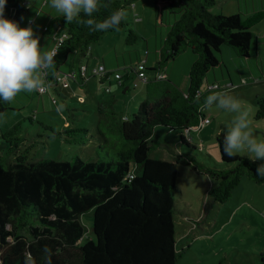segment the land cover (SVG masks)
Listing matches in <instances>:
<instances>
[{"label": "trees", "instance_id": "obj_1", "mask_svg": "<svg viewBox=\"0 0 264 264\" xmlns=\"http://www.w3.org/2000/svg\"><path fill=\"white\" fill-rule=\"evenodd\" d=\"M140 1L152 5L156 22L169 31L159 60L151 69L145 65L146 76L148 72L153 76H147L145 99L137 115L120 117L114 111L115 98L98 104L97 161L31 162L23 149L21 123L0 133L8 145L7 152L0 153V264H26L29 255L33 264H45V247L51 249V264H176L173 197L177 164L204 173L216 183L208 195L218 204L230 199L243 178L264 184L257 174L259 164L246 157L226 156L219 138L220 159L227 166L222 170L203 169L184 155L174 161L150 158L159 146L151 140L157 127L178 132L180 141L190 145L186 132L197 131L206 120L204 98L228 88L213 85L201 92L207 75L221 64L219 55L225 47L240 58H249L254 37L241 13L212 15L216 0H110L109 9L100 7L96 19L106 17L109 10H132ZM167 15L172 19L168 26ZM5 16L20 26L29 25L26 0H8ZM126 26L124 19L116 30L91 32L76 20L67 23L63 16L53 18L42 29L43 35L54 39L65 35V39L57 48L55 69L44 71V84L57 88L62 65L72 56L73 79L85 86L79 67L90 47ZM127 33V45L135 44L137 36L130 30ZM185 51L196 60L183 91L165 73L166 65ZM128 81L126 77L121 85ZM104 83L105 78L100 79V84ZM9 110L10 103L0 104V115ZM255 120H264V98L256 100ZM72 133L88 136L85 129H71L64 133L67 140ZM101 151L107 160L100 157ZM91 211L95 238L83 244L86 230L81 217ZM22 233L29 235L32 243L25 242Z\"/></svg>", "mask_w": 264, "mask_h": 264}, {"label": "rangeland", "instance_id": "obj_2", "mask_svg": "<svg viewBox=\"0 0 264 264\" xmlns=\"http://www.w3.org/2000/svg\"><path fill=\"white\" fill-rule=\"evenodd\" d=\"M216 1L217 5L210 11L212 15L231 17L241 13V19L249 24L254 38L249 58H240L232 49L223 48L219 55L221 64L207 75L201 92H206L213 85L228 86L227 90L238 97L243 102L244 110L248 111L251 131L258 139H264V120H255L256 100L264 98V0ZM26 3L31 8L32 19L35 16L44 19L50 16L51 21L62 17L50 7L49 0H26ZM123 11L126 14V28L104 35L99 43L90 47L91 56L83 59L82 64L94 68L105 58L117 61V73L123 81L126 77L129 80L125 84L129 90L126 95L120 98L116 95L118 86L114 76L109 80L111 94L105 93L106 85L100 84L99 76L87 74L83 77L86 86L78 85L74 79L66 78L71 69V61H67L62 65L63 73L59 74L57 88L47 86L46 94H39L38 89L22 91L10 102L13 111L0 115V133H6L21 123L23 149H27L29 161L72 162L76 158L83 162L97 161L98 104L115 98L114 111L120 117L125 119L137 115L138 102L143 97L145 99L144 86L135 75L129 76V70L123 68V61L126 65L135 64L137 60L144 62L147 51V68H153L160 58L169 28L156 22L152 5L146 1L138 2L132 10ZM171 20V16L167 15V26ZM129 30L137 36L133 45L126 43ZM37 36L40 37L42 51H47L52 40L56 44L54 38L43 36L40 32ZM189 57L193 60L189 61ZM195 60L190 51H185L166 65L167 75H171L183 91L188 88V73ZM147 76L152 78V72H148ZM138 82L135 89L133 86ZM230 83L232 87H229ZM63 84L69 87L64 89ZM204 114L208 123L200 130L186 134L191 139L189 146L180 141L178 132L155 128L151 140L159 146L150 154V158L174 161L176 156L184 155L203 169H225L227 166L221 162L216 139L223 140V132L236 114L216 106L205 108ZM71 129H85L88 136L72 133L68 135L70 140H67L64 133ZM7 150L8 145L0 138V153L4 154ZM99 154L107 160L105 152ZM235 156L248 158L244 151ZM255 162L264 164V160ZM177 170L173 197L176 264H264V184L256 185L243 178L230 199L218 204L208 195L216 183L206 174L197 173L183 164H177ZM81 223L86 230L83 244L89 239L94 240L93 212L83 215ZM21 236L25 242L32 243L29 235L22 233Z\"/></svg>", "mask_w": 264, "mask_h": 264}, {"label": "clouds", "instance_id": "obj_3", "mask_svg": "<svg viewBox=\"0 0 264 264\" xmlns=\"http://www.w3.org/2000/svg\"><path fill=\"white\" fill-rule=\"evenodd\" d=\"M8 0H0V104L10 103L22 91H34L42 86L40 73L53 70L56 66L57 50L42 51L40 37L29 26L21 27L16 21L5 16ZM49 5L63 16L67 23L74 20L83 24L91 32L116 30L125 18L120 9L109 10L103 19H96L100 7L109 9L110 0H49ZM216 106L229 113H235L231 124L223 132V153L232 157L244 151L255 162L264 160V139H258L250 129L249 113L243 102L230 91L208 94L203 108ZM257 174L264 179V164L257 167ZM45 264H51V249L45 247ZM26 264H33L29 255Z\"/></svg>", "mask_w": 264, "mask_h": 264}, {"label": "built area", "instance_id": "obj_4", "mask_svg": "<svg viewBox=\"0 0 264 264\" xmlns=\"http://www.w3.org/2000/svg\"><path fill=\"white\" fill-rule=\"evenodd\" d=\"M65 39V35H62L59 39H55L56 40V45L54 47L55 50H57V48L59 47V45L62 43V41ZM145 63L144 62H140L138 63L136 66H133L131 67L129 70L130 74H133L137 77L138 81L144 86L145 83L147 82V76L145 74ZM127 70V71H128ZM87 74H90L92 77L94 76H99L100 79H104L105 78V85H106V88H105V93L109 94L111 92L110 90V83H109V80H110V77L111 76H114L115 80L118 82V83H123V78L122 76H120L119 73L117 72H111L110 70H108L104 65H98L94 68H91L90 66L88 67L85 66V65H81L79 67V75L82 77H84L85 75ZM159 78H161L162 76H158ZM40 78L42 79V86L38 89V93L39 94H46L47 93V86L44 84V78H45V72L42 71L41 74H40ZM66 78H71L73 79L74 78V74H69L68 76H66ZM59 75L57 76V82L59 84L60 80H59ZM139 82L138 83H135L134 84V88H138V85H139ZM69 86L67 84H63V88L66 89L68 88ZM208 123V120H204L203 123L200 125L199 129L203 126V125H206ZM190 132H186L187 135H189ZM187 140L190 142L191 139L189 137H187ZM132 178V176L130 177Z\"/></svg>", "mask_w": 264, "mask_h": 264}, {"label": "crops", "instance_id": "obj_5", "mask_svg": "<svg viewBox=\"0 0 264 264\" xmlns=\"http://www.w3.org/2000/svg\"><path fill=\"white\" fill-rule=\"evenodd\" d=\"M263 1V0H262ZM135 7V6H134ZM29 9H31V8H29ZM40 15H42V14H40ZM29 20H32L33 21V24L31 25L33 28H34V31H35V35H37V33H42V29L43 28H45V27H47V26H49V24H50V16H49V18H42V16H39L38 18H37V16H35L33 19L29 16ZM26 26H29V25H27V24H23L21 27H26ZM42 35H43V33H42ZM44 36V35H43ZM50 38H52V37H50ZM55 43L53 42V40H52V42H50L49 43V45H48V49H47V51H49V50H52V49H54V47H55ZM150 46H148V48H149ZM257 51H258V47H257V49H256V53H257ZM89 56H91L90 54H89ZM149 53L146 51V60L144 61L145 62V64H146V66H147V62L149 61ZM137 57V56H136ZM72 56L71 57H69V60L68 61H71L70 62V66L72 67ZM188 59V58H187ZM189 61L190 60H193V58H190L189 57V59H188ZM137 63L138 62H141V61H136ZM80 65H83L82 64V62L80 63ZM99 65H104L108 70H110L111 72H117V70L119 69L118 67H119V65H118V62L116 61V62H114V61H112V59H107V58H105V59H103L102 61H101V63L99 64ZM133 65H135V64H128V65H126V63L123 61V68L125 69V70H131L130 68L131 67H133ZM79 66V65H78ZM117 68V69H116ZM77 70V69H76ZM66 72V71H65ZM71 72H72V68L70 69V71L68 72L69 74H71ZM168 73V70H166V73L165 74H167ZM133 74H130L129 76H132ZM168 76V75H167ZM172 81H174L172 78L173 77H171V75L170 76H168ZM130 78V77H129ZM82 79H83V77H82ZM76 82H78V79H74ZM84 82L86 83V81L84 80ZM177 84V83H176ZM78 85H79V83H78ZM85 86H86V84H85ZM117 86H118V89H117V91H116V95L118 96V98H120V96H124V95H126V93H128L129 92V90H128V87L127 86H125V84L122 86L121 85V83H118L117 82ZM112 92V91H111ZM143 100H144V97H143V99L142 100H140L139 102H138V104L140 105V103H142L143 102ZM81 101H84V99H82ZM139 105H138V107H139ZM126 117V116H125ZM123 118V117H122Z\"/></svg>", "mask_w": 264, "mask_h": 264}]
</instances>
